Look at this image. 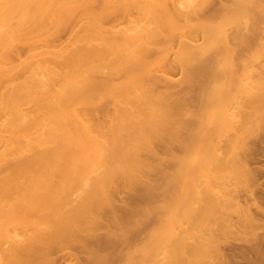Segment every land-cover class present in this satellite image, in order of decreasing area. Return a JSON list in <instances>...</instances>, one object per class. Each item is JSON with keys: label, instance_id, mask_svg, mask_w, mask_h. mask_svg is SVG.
I'll use <instances>...</instances> for the list:
<instances>
[{"label": "rangeland", "instance_id": "obj_1", "mask_svg": "<svg viewBox=\"0 0 264 264\" xmlns=\"http://www.w3.org/2000/svg\"><path fill=\"white\" fill-rule=\"evenodd\" d=\"M157 2V24L138 7L106 10L97 0L59 25L48 16L34 22L13 45L0 42V93L15 88L14 101L0 104V201L28 194L29 175L43 170L32 165L9 185L10 166L21 159L6 141L18 131L39 140L37 128L17 116L34 111L48 90L30 77L39 65L56 68L60 59L100 51L79 69L83 82L73 93L79 104L72 108L92 135L111 132L120 112L132 106L124 98L138 88L158 111L111 174L108 164L80 166L79 177L69 174L58 187L62 172L47 173L53 195L44 199L51 207L40 230L13 228L20 242L12 259L6 255L11 240L0 236L1 261L264 264V0ZM89 11L98 14L96 25L87 26ZM137 25L148 27L140 64L123 65L120 54L101 49L102 40ZM101 29L107 33L101 36ZM57 82L52 78L50 85ZM135 105L140 109L141 103ZM149 108L142 111L149 114ZM16 141L25 147L24 140ZM32 151L47 150L35 143ZM98 180L103 188L95 187ZM54 207L76 224L69 230L58 225Z\"/></svg>", "mask_w": 264, "mask_h": 264}, {"label": "bare ground", "instance_id": "obj_2", "mask_svg": "<svg viewBox=\"0 0 264 264\" xmlns=\"http://www.w3.org/2000/svg\"><path fill=\"white\" fill-rule=\"evenodd\" d=\"M96 1L0 0V42L4 43V47L13 45L16 36L19 35L18 33L24 28L30 27V25L33 27L34 22L41 24L40 20L48 16L51 17L53 24H56L61 22L63 18L70 16L74 11L81 8L86 9V7ZM103 6L106 10L138 7L145 18H149L155 24L159 20L152 12L155 9L154 7L159 6L157 0H103ZM90 12L89 15L91 14ZM97 15L94 12L92 17H90L92 20L88 21L87 26L97 24ZM38 26L41 27V25ZM147 28V25L124 28L119 31L117 38L102 40L101 49L111 54H120L123 65H129L132 62L138 65L140 64L139 51L142 46H146V43L143 42V35L148 31ZM103 33L106 34L107 32L101 29L99 34L102 36ZM17 38L19 39L20 37ZM100 56V51H94L87 56L74 54L66 60L60 59L56 68L50 69L44 65H39L37 71L30 74L32 80H38L48 90L38 100L34 111H19L17 116L26 126L34 125L37 128L39 140L37 139L35 143L45 148L48 152L46 151L45 154L33 153L34 141L27 138L28 135L20 131L16 132L14 139L10 138L6 141L8 151L14 150L15 154L21 159L13 167L10 166L11 170L8 171L11 188L15 185L13 182L14 175L27 171L32 165H41L43 168V170L40 168L42 172L38 175H29L27 183L28 194L19 193L13 199L9 198L0 201V236L5 235L13 244L11 246L12 249H9L10 253H6L7 256L10 254L8 258L12 259V257H15L16 253L14 251L16 252L17 249L15 246L20 242L17 239V235L13 232V228L21 224L31 225L40 230V226L45 220L43 216L46 210L51 207V202L44 201V199L52 198L53 195V193L51 194L52 189L49 186V179L46 177L47 173L52 172L53 168L54 171L62 172V176H64L58 187L66 185L67 175L69 174L79 177L80 166L98 169L108 164L106 172L111 174L119 167L115 163L116 159L128 156V151L137 144V135L145 137L144 134L147 130L145 125L158 114V111L151 105L152 97L138 88L136 89L138 91L135 90L136 93L133 96L130 95L124 98V102L132 106L120 112L118 121L111 127V132L102 136L92 135L90 128L79 121L77 110L72 108L73 105L79 104V99L73 93L79 88L80 83L83 82L81 79L78 80L79 76L77 77L79 69L90 59H98ZM52 78H56L59 82L56 83V87L52 84L50 85ZM132 79L133 77L130 80ZM1 80L0 78V89L4 86ZM7 90L5 93H0L1 105L10 104L14 101L13 92L15 88L9 86ZM137 102L141 103L140 109L135 105ZM142 106L151 107L149 108V114L142 111ZM208 118L209 121L210 118L212 119V117ZM68 119L74 124L73 127H69ZM132 119L135 122H132ZM222 121L224 124L228 123L227 116L224 114H222ZM218 132L220 134L221 130ZM20 139L25 141V147L16 146V140ZM102 186L101 180L95 182L96 188H101ZM0 188V190H3L2 187ZM52 211L57 218V224L61 227L63 226L66 230L71 229L76 224V220L73 217L56 212L55 207ZM86 212L83 211L82 214ZM33 217H36V219ZM55 234H57V230ZM165 259L167 258H164L161 264H167ZM0 264H7V262L0 260Z\"/></svg>", "mask_w": 264, "mask_h": 264}]
</instances>
